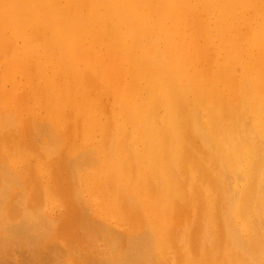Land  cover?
<instances>
[{
    "label": "bare ground",
    "instance_id": "bare-ground-1",
    "mask_svg": "<svg viewBox=\"0 0 264 264\" xmlns=\"http://www.w3.org/2000/svg\"><path fill=\"white\" fill-rule=\"evenodd\" d=\"M110 92L137 152L126 128L105 135ZM100 137V159L51 173ZM165 249L264 264V0H0V264Z\"/></svg>",
    "mask_w": 264,
    "mask_h": 264
},
{
    "label": "rangeland",
    "instance_id": "rangeland-1",
    "mask_svg": "<svg viewBox=\"0 0 264 264\" xmlns=\"http://www.w3.org/2000/svg\"><path fill=\"white\" fill-rule=\"evenodd\" d=\"M107 96L106 97H104L103 99V102H102V104H103V109H104V111L105 110H107V112L105 111V113H106V115L107 116H104V117H101V118H99L100 120H102V121H104L105 119H109V124L107 123V128H106V133H105V135L107 136V137H109L110 139H115L114 137H112L113 135H115V134H117L116 136H118V134L121 132V130H122V128L124 127V130H125V128H126V132H127V134H128V140H129V142H130V144H131V148L135 151V152H137V148L135 147V138H133L135 135H133V133H131L133 130L131 129V127L130 126H128V125H125V123H124V120H120V121H117V120H115L114 119V114L116 113V111H117V104H116V95H115V93L114 92H110V93H108V94H106ZM110 95V96H109ZM108 96L112 99H109L108 98ZM111 100V101H110ZM113 102V103H112ZM105 103V104H104ZM106 103H109V104H107L106 105ZM111 105V106H110ZM115 106H116V108H115ZM114 110H113V109ZM108 111H110L109 113H108ZM112 115V116H111ZM109 116L110 117H112V118H109ZM38 120H39V124H40V122L41 121H43V123L45 124L47 121L45 120V119H37L35 122H36V124H37V122H38ZM45 121V122H44ZM49 121V120H48ZM112 122V123H111ZM34 123V122H33ZM33 123L31 124V126H30V128H31V130H34V131H32L31 132V135H33L34 133H35V130H36V132H37V134L39 135V133H38V131L39 130H37V127L35 126V124L33 125ZM39 124H37V126L39 125ZM112 124H113V128L114 129H116V132L114 133L113 131H115V130H113L112 131ZM43 124H42V122H41V124L38 126L39 127V129H40V127L42 126ZM34 126V127H33ZM55 131H56V133L58 134V136H60V132H59V130H58V128H53ZM52 129V130H53ZM120 129V130H119ZM119 130V131H118ZM74 131L75 130H72V135L70 134V133H68V132H66L65 133V135L67 136V138H70L71 139V144H73L74 142H75V139L77 140V139H79V136H75V134H74ZM129 131V132H128ZM113 132V133H112ZM37 134H35V139H37ZM104 135V136H105ZM132 135V136H131ZM115 136V137H116ZM74 137V138H73ZM129 137H132V138H129ZM39 139V138H38ZM37 139V140H38ZM36 141V140H35ZM42 141H44V140H40V144L42 145ZM101 142H102V139H101V137L100 138H98L94 143H92V144H90V145H87L86 147H84V145H82V142H81V145H79V146H77L73 151H76V152H74L73 153V151H70V150H67L66 148H65V150H62L61 149V151H58V155H57V159H59L58 160V165L56 166V169L53 171V172H51L52 174H56L57 173V170L58 169H68V170H70L71 168L70 167H72V166H70L69 167V165L70 164H68L69 163V161L72 159V157L74 156L73 154H77L79 151V154L78 155H82V157H78V155L75 157L74 156V158H79V159H83V156H87V155H92L93 153H94V156H96L97 157V159L96 160H98V158L100 159V157H101V153H98V147L100 146V144H101ZM37 143V142H36ZM38 144H39V142H38ZM129 144V145H130ZM40 145V146H41ZM58 146V145H57ZM58 148H60V147H58ZM88 148H91V149H93L94 150V148H95V151H97V152H95V151H93V150H91L90 151V149L89 150H86V149H88ZM97 149V150H96ZM85 150V151H84ZM109 151V150H108ZM108 151H106L105 152V154H108L109 152ZM81 152L83 153V154H81ZM86 152V154L87 155H84V153ZM60 154V155H59ZM63 154V155H62ZM99 155V156H98ZM95 157V158H96ZM69 158H71V159H69ZM98 165H95L94 167H93V169L94 168H96ZM83 169H80L81 171H83V172H86V171H89V170H91L92 169V166H88V165H86V166H83L82 167ZM85 168V169H84ZM71 170H73V169H71ZM54 177V176H53ZM55 178V177H54ZM53 207H54V217H59V213H61V215L64 213V210H65V207L62 205V203L60 202V201H56L55 203H54V205H53ZM62 209V210H61ZM53 211V210H52ZM58 213V214H57ZM57 214V215H56ZM60 215V216H61ZM20 252V251H19ZM19 252L17 251V255L19 256H17L18 257V260H19V258H20V261H21V263L22 264H30V261H29V259H31L29 256H28V253H26V251H23V252H21L20 254H19ZM23 253V254H22ZM170 249H165L164 250V253H163V257H164V262L166 263V264H175V261H174V257H173V255L170 253ZM24 254H25V257H24ZM28 256V257H27ZM25 259H24V258ZM28 261V262H27ZM21 263H19V264H21Z\"/></svg>",
    "mask_w": 264,
    "mask_h": 264
}]
</instances>
